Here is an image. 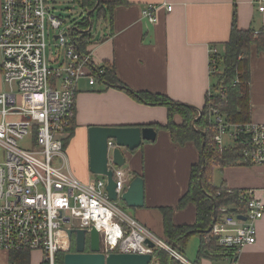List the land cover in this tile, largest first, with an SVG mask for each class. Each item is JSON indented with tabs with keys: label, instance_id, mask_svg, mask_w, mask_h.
Masks as SVG:
<instances>
[{
	"label": "built area",
	"instance_id": "2783aa9c",
	"mask_svg": "<svg viewBox=\"0 0 264 264\" xmlns=\"http://www.w3.org/2000/svg\"><path fill=\"white\" fill-rule=\"evenodd\" d=\"M254 2L258 10L264 9V0ZM156 7L148 4L141 10L150 23L156 20ZM64 24L47 0H1L0 71L7 89L0 92V249L38 250L41 264H55L56 255L70 249L65 228L88 232L96 227L104 254H153L155 248H162L182 264H194L110 200L104 175L82 182L64 167L62 142L74 117L77 81L88 76L89 83L94 82L90 54L76 50L71 30L68 39V32L61 30ZM47 25L56 32L54 42L63 52L58 66L46 59ZM213 123L212 140L219 148L224 136L232 144L240 140L244 161L264 166V122L226 123L215 111ZM25 138L32 143L28 148L19 145ZM113 180L119 197L127 174L116 167ZM259 190L264 193V184ZM228 210L220 208L209 236L235 251L229 264H236L239 251L255 241L264 202L255 190L243 189L233 212ZM145 240L155 247H148Z\"/></svg>",
	"mask_w": 264,
	"mask_h": 264
},
{
	"label": "crops",
	"instance_id": "0c3cea01",
	"mask_svg": "<svg viewBox=\"0 0 264 264\" xmlns=\"http://www.w3.org/2000/svg\"><path fill=\"white\" fill-rule=\"evenodd\" d=\"M101 1L106 8L105 3L111 0ZM148 4L157 5L153 23L141 15V10ZM168 4L170 9H167ZM105 12L104 18L95 22L101 24L99 29L89 31L91 38L85 48L91 57L89 70L94 82L90 84L88 76L78 79L74 101L75 127L69 139L62 142L64 167L82 182L98 176L88 168L89 126H140L167 122L165 106L140 101L122 88L107 85L94 75L93 69L106 63L113 66L116 77L131 90L162 94L201 109L212 82L210 49L214 45L219 52L223 51L233 13L237 28L264 32V9L258 10L254 0H126V4L115 5ZM92 28L93 25L89 30ZM51 60L50 65H60L64 60L63 52ZM249 67L250 121L264 122V50H258L255 45L250 49ZM173 120L180 123L181 117L175 114ZM223 143L232 145L228 136ZM122 152L125 161L119 168L127 174L125 186L135 176L143 179L144 203L140 207L124 204L128 215L164 242L161 208L171 209L174 225L194 224L195 205L188 202L182 208L177 207L188 188L191 166L199 159L194 143L178 144L168 130L157 129L153 141H143L134 150L123 148ZM212 170L214 185L223 182L228 189H253L264 202V193L259 190L264 184V166L240 163L215 166ZM215 172L218 183L214 182ZM193 235L197 236L194 238L196 251L191 253L193 260L186 259L182 253L180 256L184 260L194 264H229L230 257L198 254L201 237L198 233L189 237ZM28 252L26 264H41L40 251ZM8 258L9 252L0 249V264H8ZM33 258L37 261L33 262ZM236 264H264V215L256 222L255 241L239 251Z\"/></svg>",
	"mask_w": 264,
	"mask_h": 264
},
{
	"label": "trees",
	"instance_id": "16d2710c",
	"mask_svg": "<svg viewBox=\"0 0 264 264\" xmlns=\"http://www.w3.org/2000/svg\"><path fill=\"white\" fill-rule=\"evenodd\" d=\"M82 12L83 16L73 23L71 35L75 40L76 50L79 53L86 52L91 34L87 28L92 27L105 16V11L115 5L126 4V0H111L105 3L103 8L101 0H73ZM90 11L89 18L86 12ZM255 45L258 50H264V32H254L252 29H239L235 24V12L233 13L229 38L223 43V51L219 52L213 45L210 49V75L212 82L205 95V101L198 111L187 104L170 99L162 94H153L145 91H135L124 86L116 77L113 66L103 64L95 68L94 75L107 85L124 89L140 101L149 104H161L167 108V122L165 124H147L155 130H168L171 138L178 144L192 141L199 151L198 161L191 166L188 188L177 203L178 208L192 202L196 207V219L192 225H174L171 221V209L161 208L163 215V232L166 244L174 243V250L182 254L189 236L198 233L201 243L198 254H213L217 258L233 257L234 250L223 248L217 244L215 238L209 236L206 231L212 223L213 217L221 215L220 208L227 207L233 212L237 206L238 193L243 189H228L223 182L219 185L212 183V172L215 166H231L240 163L250 165L242 157L240 140L232 145H224L219 148L212 140L215 133L213 116L216 113L223 116L226 123L249 122V80L250 67L249 57L251 46ZM181 117L180 123H175L173 116ZM197 117V118H196ZM194 122V124L192 123ZM75 127L74 118L69 121L66 136L63 143L72 135ZM204 132V135L201 132ZM204 143V146H202ZM73 249V244L70 249ZM63 253L55 257V264H63ZM154 258L160 264H178L166 250L155 248ZM29 261L28 251H10L8 264H26ZM197 262V260L195 261Z\"/></svg>",
	"mask_w": 264,
	"mask_h": 264
},
{
	"label": "water",
	"instance_id": "95a60500",
	"mask_svg": "<svg viewBox=\"0 0 264 264\" xmlns=\"http://www.w3.org/2000/svg\"><path fill=\"white\" fill-rule=\"evenodd\" d=\"M89 15L90 11H87L86 17L89 18ZM189 106L198 111L197 117L201 115L200 108ZM201 133L204 135L203 131ZM155 137L156 130L151 126L88 127V168L92 174L106 177L105 190L110 200H120L127 207L143 205V179L140 176L133 177L118 197L113 171L115 167H121L124 164L123 148L134 150L143 141H153ZM109 139L112 140L111 145H108ZM214 221L215 217H213ZM210 228L211 226L206 231H210ZM65 231L69 240H73L74 250L64 253L63 264H160L151 253L110 252L104 254L100 251L99 233L96 227H92L88 232L84 228H65ZM145 242L148 247H155L153 242L149 240ZM170 248L174 250V243L170 244Z\"/></svg>",
	"mask_w": 264,
	"mask_h": 264
},
{
	"label": "rangeland",
	"instance_id": "374dc122",
	"mask_svg": "<svg viewBox=\"0 0 264 264\" xmlns=\"http://www.w3.org/2000/svg\"><path fill=\"white\" fill-rule=\"evenodd\" d=\"M48 4L51 7V12L55 15H60L64 21L65 24L64 26L61 27V30H65L68 32V36L67 39L71 36L70 30L73 27V23L77 22L80 18H82L83 14L80 11V9L78 8L77 4H75L73 2V0H47ZM93 28L90 31H94L96 28V30L99 29L100 25H97L95 22L92 24ZM47 27V31L49 32V37L47 38V46H46V59L47 61L52 63V58H55L57 55H61L62 54V50L55 44L54 42V37L53 34L56 33L53 31L52 28H50L48 25ZM54 32V33H53ZM7 89V86L5 85L2 76L0 75V91H5ZM226 136L223 137V141H225ZM31 142L25 138L24 140L20 141L19 145L24 147V148H28L31 146ZM100 175L98 176H94V179L98 178ZM214 182L218 183V174L215 172L214 174ZM118 207L125 213L129 214V211L126 209V207L124 206V203L120 200L116 201ZM190 239H188V243L186 244V247L184 249V254H182L186 259L189 260H193V256L191 255V253L194 251H196L197 245L194 243H196V241H194V238L196 239L197 236L193 235L192 237H189ZM87 247V244H86ZM57 257V256H56ZM35 258H36V254H35ZM177 260V259H176ZM37 259L33 258V262H36ZM178 264H182L179 260H177Z\"/></svg>",
	"mask_w": 264,
	"mask_h": 264
},
{
	"label": "flooded vegetation",
	"instance_id": "af4514ba",
	"mask_svg": "<svg viewBox=\"0 0 264 264\" xmlns=\"http://www.w3.org/2000/svg\"><path fill=\"white\" fill-rule=\"evenodd\" d=\"M72 243H73V240L70 241V245H71ZM73 250H74V249H73ZM73 250H72V251H73Z\"/></svg>",
	"mask_w": 264,
	"mask_h": 264
}]
</instances>
